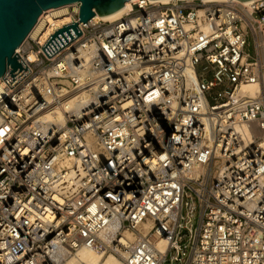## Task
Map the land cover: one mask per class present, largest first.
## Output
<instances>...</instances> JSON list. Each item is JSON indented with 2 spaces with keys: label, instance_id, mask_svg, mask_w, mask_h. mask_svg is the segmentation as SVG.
<instances>
[{
  "label": "built area",
  "instance_id": "2783aa9c",
  "mask_svg": "<svg viewBox=\"0 0 264 264\" xmlns=\"http://www.w3.org/2000/svg\"><path fill=\"white\" fill-rule=\"evenodd\" d=\"M79 12H44L16 50L31 73L0 78V264H264V0H136L49 59Z\"/></svg>",
  "mask_w": 264,
  "mask_h": 264
},
{
  "label": "water",
  "instance_id": "95a60500",
  "mask_svg": "<svg viewBox=\"0 0 264 264\" xmlns=\"http://www.w3.org/2000/svg\"><path fill=\"white\" fill-rule=\"evenodd\" d=\"M127 1L129 0H0V78L8 69L4 81L13 89L31 73L19 55H16V50L30 35L44 12L71 4L80 6V21L71 23L50 36L42 48L51 59L83 35L76 24H87L95 15L107 17L114 14L125 8ZM238 1L244 3L253 0Z\"/></svg>",
  "mask_w": 264,
  "mask_h": 264
},
{
  "label": "bare ground",
  "instance_id": "6f19581e",
  "mask_svg": "<svg viewBox=\"0 0 264 264\" xmlns=\"http://www.w3.org/2000/svg\"><path fill=\"white\" fill-rule=\"evenodd\" d=\"M162 3H166L169 0H155ZM208 2H216L220 0H207ZM133 2L136 0H129L125 4V8L114 13L108 15L107 17H100L99 15H95L94 19H100L104 22L113 21L118 19L122 15L128 12L131 9ZM67 22L66 18H60L51 20L50 26L56 27ZM51 27L48 32H50ZM256 89V86H246L244 92L246 94H251ZM88 141H91V137H87ZM67 171L62 173L60 177L54 181V186L57 191L61 194L65 195L68 198H73L81 189L82 186V179L84 177L83 167L81 163L76 160H66L64 164ZM145 229H149V225L144 226ZM133 239V236H130ZM66 264H124V262L118 258L117 256L113 255H103L98 252L90 251V250H81L79 251L70 261Z\"/></svg>",
  "mask_w": 264,
  "mask_h": 264
},
{
  "label": "rangeland",
  "instance_id": "374dc122",
  "mask_svg": "<svg viewBox=\"0 0 264 264\" xmlns=\"http://www.w3.org/2000/svg\"><path fill=\"white\" fill-rule=\"evenodd\" d=\"M251 53H253V49L252 48H249L248 49ZM171 264H179V263H177V262H173V263H171Z\"/></svg>",
  "mask_w": 264,
  "mask_h": 264
}]
</instances>
